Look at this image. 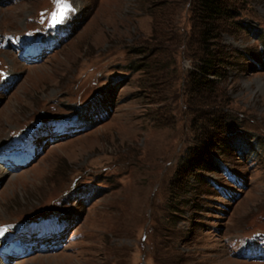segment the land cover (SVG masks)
Wrapping results in <instances>:
<instances>
[{
	"label": "rangeland",
	"instance_id": "374dc122",
	"mask_svg": "<svg viewBox=\"0 0 264 264\" xmlns=\"http://www.w3.org/2000/svg\"><path fill=\"white\" fill-rule=\"evenodd\" d=\"M70 1L67 26L26 43L60 5L0 0V225L70 223L42 251L13 234L0 264H264L238 256L264 232V0H226L208 43L195 0ZM35 129L48 138L17 169L1 150Z\"/></svg>",
	"mask_w": 264,
	"mask_h": 264
},
{
	"label": "trees",
	"instance_id": "16d2710c",
	"mask_svg": "<svg viewBox=\"0 0 264 264\" xmlns=\"http://www.w3.org/2000/svg\"><path fill=\"white\" fill-rule=\"evenodd\" d=\"M194 4L195 16L202 24L203 30L206 31L204 34L209 37L208 41L204 40V43H208L209 40L212 39L210 37L211 33H209L207 30H210L211 26L216 21H220L222 19H232L234 17L231 14L230 9H228L226 6V0H195ZM204 56H209L208 58H211L210 60L216 59L215 55L212 54H205ZM206 68L211 69V66L201 68L205 72V75H209L210 72ZM200 83L201 82L199 81L197 84L200 85Z\"/></svg>",
	"mask_w": 264,
	"mask_h": 264
},
{
	"label": "snow or ice",
	"instance_id": "6c2138e0",
	"mask_svg": "<svg viewBox=\"0 0 264 264\" xmlns=\"http://www.w3.org/2000/svg\"><path fill=\"white\" fill-rule=\"evenodd\" d=\"M57 3L60 5V8L57 12H53L52 19L56 24H59L66 19V13L70 10V5L67 3V0H57Z\"/></svg>",
	"mask_w": 264,
	"mask_h": 264
},
{
	"label": "bare ground",
	"instance_id": "6f19581e",
	"mask_svg": "<svg viewBox=\"0 0 264 264\" xmlns=\"http://www.w3.org/2000/svg\"><path fill=\"white\" fill-rule=\"evenodd\" d=\"M241 152V151H240ZM242 152H244L243 150H242Z\"/></svg>",
	"mask_w": 264,
	"mask_h": 264
}]
</instances>
